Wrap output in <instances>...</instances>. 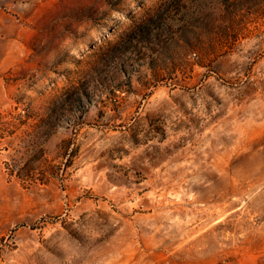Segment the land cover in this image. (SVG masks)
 I'll use <instances>...</instances> for the list:
<instances>
[{
    "label": "rangeland",
    "instance_id": "rangeland-1",
    "mask_svg": "<svg viewBox=\"0 0 264 264\" xmlns=\"http://www.w3.org/2000/svg\"><path fill=\"white\" fill-rule=\"evenodd\" d=\"M0 114V264H264V0H0Z\"/></svg>",
    "mask_w": 264,
    "mask_h": 264
},
{
    "label": "trees",
    "instance_id": "trees-1",
    "mask_svg": "<svg viewBox=\"0 0 264 264\" xmlns=\"http://www.w3.org/2000/svg\"><path fill=\"white\" fill-rule=\"evenodd\" d=\"M29 110H30V108H29ZM1 114H0V119H1ZM26 116H27V118H29V117H32L33 116V114H30V112L28 113V114H26ZM17 118H20V117H18L17 116ZM21 121H25V120H22V119H20ZM0 124H1V120H0Z\"/></svg>",
    "mask_w": 264,
    "mask_h": 264
}]
</instances>
